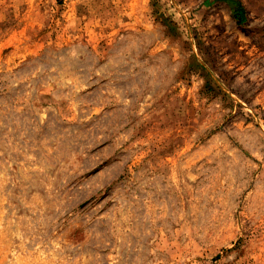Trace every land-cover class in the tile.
Wrapping results in <instances>:
<instances>
[{"label": "rangeland", "instance_id": "1", "mask_svg": "<svg viewBox=\"0 0 264 264\" xmlns=\"http://www.w3.org/2000/svg\"><path fill=\"white\" fill-rule=\"evenodd\" d=\"M0 264H264V0H0Z\"/></svg>", "mask_w": 264, "mask_h": 264}, {"label": "trees", "instance_id": "2", "mask_svg": "<svg viewBox=\"0 0 264 264\" xmlns=\"http://www.w3.org/2000/svg\"><path fill=\"white\" fill-rule=\"evenodd\" d=\"M233 18L238 24H244L246 22V11L243 7H239L236 12H234Z\"/></svg>", "mask_w": 264, "mask_h": 264}]
</instances>
